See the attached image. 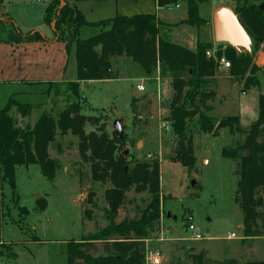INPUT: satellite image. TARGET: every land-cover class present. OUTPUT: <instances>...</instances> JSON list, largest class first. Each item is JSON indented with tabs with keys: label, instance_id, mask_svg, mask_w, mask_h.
I'll return each mask as SVG.
<instances>
[{
	"label": "rangeland",
	"instance_id": "1",
	"mask_svg": "<svg viewBox=\"0 0 264 264\" xmlns=\"http://www.w3.org/2000/svg\"><path fill=\"white\" fill-rule=\"evenodd\" d=\"M3 1L11 2L8 5L9 15L19 21L22 30L32 24L54 37L53 30L43 19L44 4ZM67 1L70 5L75 3L89 21L112 17L116 13H154L161 24L172 25V42L195 51L198 40L212 41L218 43L219 51L228 57L225 52L228 44L213 39L211 14L221 4L235 7L234 0H207L200 4L199 15L203 22L199 27L183 22L187 17L184 2L177 6L159 7L153 0ZM253 2L263 5L264 9L262 2ZM1 10L3 7H0ZM96 31V28L84 27L79 37H88ZM41 43V53L36 57L41 58L45 66L40 69V76L43 78L45 75L46 78V74H49L60 78L65 76L66 80L76 79L74 45L67 51L61 40ZM261 51L264 53L263 47L256 52L255 59ZM111 63L117 78L78 82V105L81 114L92 118L84 124V132L93 131L115 140L113 156L122 157L126 167L131 168L136 162L158 164L159 194L163 205H160L157 226L163 227L167 238L158 242L154 240L155 235L148 236L145 246L147 244L149 249L160 253L159 264H189L190 253L200 251H204L211 260L235 258L237 264L264 261V235L241 242L243 215L235 199L238 161L221 155L223 147L234 146L243 140V134L232 135L227 128H221L217 135L202 132L197 124V116L192 117L186 121L185 137L191 141L195 163L193 167L183 166L174 159L180 137L168 120L169 104L174 94L169 74L161 76L158 68L147 76L137 63L126 56L113 57ZM157 72L158 80L155 78ZM142 82L144 90L140 91L136 85ZM207 86V91H214L213 97L206 101L212 107L207 112L209 116L218 119L236 115L243 128H247L257 118L258 95L264 93V71L232 75L231 68L224 69L217 65ZM20 90L22 86L1 87L2 97L16 94L14 98L33 106L28 116H17L21 125H33L42 110L55 114L74 101L71 82L65 83V86L49 83L31 87L28 88L27 96H21ZM133 97L136 98L134 106L131 105ZM116 119L121 126V136L113 127ZM163 122L167 127L161 126ZM78 143V136L67 134L56 137L49 146V156L59 162L53 180L42 174L37 163L16 166L14 195L7 181L0 180V264H66L68 240L98 232L108 224V204L104 191L111 188L112 184L108 179H92L90 162L83 159ZM57 145L61 150H57ZM89 154L90 151H86L85 155ZM192 181L196 183L195 186L191 184ZM42 198L46 202L43 209L40 206L44 203L39 206L37 201ZM150 198L151 194L147 190L135 191L132 186L124 194L115 221L138 218ZM19 206L26 209L27 213L19 211ZM260 211L263 219L258 220L257 225L264 234V203ZM168 212L171 216H167ZM188 217L192 218L190 222L194 230L187 227ZM194 232L200 233L202 238L190 239ZM232 233L235 237L228 238ZM95 245L91 252L101 253L102 243ZM8 250H12L15 256L7 257Z\"/></svg>",
	"mask_w": 264,
	"mask_h": 264
},
{
	"label": "trees",
	"instance_id": "2",
	"mask_svg": "<svg viewBox=\"0 0 264 264\" xmlns=\"http://www.w3.org/2000/svg\"><path fill=\"white\" fill-rule=\"evenodd\" d=\"M120 1V0H115ZM141 1V0H127ZM157 6L186 3L187 17L184 23L199 27L203 19L199 15V5L207 0H153ZM253 1L234 0V11L252 40L251 53L237 52L227 45L226 55L230 61L232 75L247 71H264V65L257 66L255 54L264 50V9ZM44 21L53 23L58 40L65 49L75 47L76 82H71L74 101L58 113L42 110L33 125L19 124L17 116H28L33 106L10 96L0 108V177L7 181L12 195L16 192L15 168L19 165L37 163L42 174L53 180L59 167L56 158L48 154L49 146L56 137L67 134L78 136V149L90 162L93 180H109L111 188L104 191L108 204V224L98 232L81 236L66 242V264H145V239L158 236L157 220L160 215L159 167L157 162H136L126 167L120 156H113V144L104 135L93 131L84 132V124L91 121L80 113L78 82L110 80L117 78L111 58L126 56L137 63L143 72L150 76L157 68L160 74H169L174 90L169 104V116L174 132L180 137L174 159L185 167H193L195 158L190 139H186L187 120L197 116V124L202 132L217 135L221 128H227L230 134H243V140L234 146L221 149V155L238 161V179L235 199L243 215V238L263 236L257 221L263 219L260 211L264 203V93L258 95L257 118L247 127L240 126L238 116L228 115L213 118L207 114L212 109L206 104L214 91H207L210 78L214 76L218 63L207 57L205 51L212 47V41H197L195 51L176 44L170 39L171 24H161L154 13L124 15L116 13L112 17L89 21L75 4L52 0L45 9ZM84 27H93L97 31L80 38ZM35 38L42 39L40 34ZM218 55L223 52L218 51ZM136 98L131 99V105ZM14 113V115H13ZM16 113V115H15ZM57 150H61L57 145ZM90 151L89 155H85ZM0 181V183H1ZM132 186L135 191L147 190L151 198L136 219L115 221L124 194ZM1 188V186H0ZM1 194V191H0ZM17 200L18 197L16 196ZM41 209L45 199L37 200ZM19 211H26L19 206ZM1 210V200H0ZM102 243L101 253L93 254L96 243ZM7 257L15 256L8 250ZM189 264H237L235 258L211 260L204 251L190 253ZM245 264H264V261H248Z\"/></svg>",
	"mask_w": 264,
	"mask_h": 264
},
{
	"label": "crops",
	"instance_id": "3",
	"mask_svg": "<svg viewBox=\"0 0 264 264\" xmlns=\"http://www.w3.org/2000/svg\"><path fill=\"white\" fill-rule=\"evenodd\" d=\"M18 1L27 3V5L28 4L32 5L36 3L44 4L43 6L44 7L43 19H44L45 9L52 0H18ZM65 2L70 4L67 0H60V5H62ZM10 3L11 2L9 1L4 2L3 0H0V7H3V10L0 11V108L2 107L1 106L2 103L4 105L7 99L10 96H12L11 94L10 96L2 97L1 96L2 86H9V85L22 86V90H20V94L21 96H27L28 88L31 87H37V86L41 87L49 83H58L62 86H65V83L67 82L76 81V79L66 80L65 76H61V78L59 76L57 77L49 76V74H46L47 75L46 78L45 75L43 78L40 76L42 73L40 69H43L45 65L41 58L36 57L37 54L41 53L40 52L41 47H39V44L43 41H46L47 43L56 42V40L58 39L55 33H54V37H51L46 30L41 29L40 31L32 24L29 25L30 27L28 29L22 30V28L19 25L20 24L19 21L15 19L13 16L9 15L8 11H10V9L8 5ZM24 14L26 15L27 12H24ZM49 26L53 30V23H50ZM35 32L40 34L42 39L35 38L34 36ZM126 58L128 60H131L129 57ZM46 67L48 68L50 66H46ZM97 81H103V80H93V82H97ZM104 81H108V80H104ZM46 98L49 99L48 96H46Z\"/></svg>",
	"mask_w": 264,
	"mask_h": 264
},
{
	"label": "water",
	"instance_id": "4",
	"mask_svg": "<svg viewBox=\"0 0 264 264\" xmlns=\"http://www.w3.org/2000/svg\"><path fill=\"white\" fill-rule=\"evenodd\" d=\"M262 8L263 5H261V9ZM211 20L213 39L215 42H225L237 52L251 53V37L239 21L238 15L232 6L227 4L216 6L212 10ZM255 63L257 66L264 65V53L262 51L259 52ZM113 127L117 130L119 136H121V126L117 119L113 121ZM123 152L125 154L126 150ZM191 184L193 186L196 185L194 181H192ZM167 216H171V213L168 212Z\"/></svg>",
	"mask_w": 264,
	"mask_h": 264
},
{
	"label": "built area",
	"instance_id": "5",
	"mask_svg": "<svg viewBox=\"0 0 264 264\" xmlns=\"http://www.w3.org/2000/svg\"><path fill=\"white\" fill-rule=\"evenodd\" d=\"M177 6V4H175ZM219 49H218V43H214L212 45V47L208 48L206 51H205V54L207 57H210V58H213L220 67L224 68V69H228L230 68L231 64H230V61L224 56V54L222 53L221 55H218V52ZM158 69V68H157ZM159 74L157 72V76L155 77L157 80L159 79ZM136 88L140 91H143L144 90V85H143V82L141 84H137L136 85ZM161 126H165L167 127V125L163 122L161 124ZM192 218L191 217H188V223H187V227L188 229L190 230H194L195 227L194 225L190 222ZM159 235L154 239L158 242H161V241H164L166 238H167V234L165 232V230L163 229V227L161 226L159 228ZM232 237H235V235L232 233L230 235H228V238H232ZM202 238V235H200V233L198 232H194L192 234V236L190 237V239H193V240H198V239H201ZM149 239H145V242L147 243ZM160 262V253L157 251V250H153V249H149V247L147 246L146 244V250H145V264H159Z\"/></svg>",
	"mask_w": 264,
	"mask_h": 264
}]
</instances>
